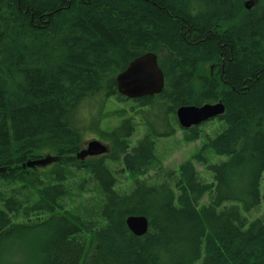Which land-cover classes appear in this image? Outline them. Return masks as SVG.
<instances>
[{
    "label": "trees",
    "instance_id": "trees-1",
    "mask_svg": "<svg viewBox=\"0 0 264 264\" xmlns=\"http://www.w3.org/2000/svg\"><path fill=\"white\" fill-rule=\"evenodd\" d=\"M246 1L0 0V264H264V0ZM146 53L162 92L123 98ZM218 102L213 136L178 126ZM176 130L200 146L162 169ZM91 140L110 154L78 161Z\"/></svg>",
    "mask_w": 264,
    "mask_h": 264
},
{
    "label": "water",
    "instance_id": "water-1",
    "mask_svg": "<svg viewBox=\"0 0 264 264\" xmlns=\"http://www.w3.org/2000/svg\"><path fill=\"white\" fill-rule=\"evenodd\" d=\"M245 6L250 9L252 0L247 1ZM115 81L118 94L129 100L158 95L164 88V75L154 53H146L135 58V60L133 59L124 71L116 76ZM224 112L223 104L218 102L216 104H204L199 107H181L176 111L175 116L181 129L188 130L216 119L222 116ZM109 152L110 150L105 144L97 140H91L86 142L85 147L76 154V159L84 161L87 158L106 156ZM55 161V157L46 156L27 163L26 166L30 168L35 166L44 167ZM125 224L129 232L135 237L144 236L149 226L146 217L133 215L126 218Z\"/></svg>",
    "mask_w": 264,
    "mask_h": 264
},
{
    "label": "rangeland",
    "instance_id": "rangeland-1",
    "mask_svg": "<svg viewBox=\"0 0 264 264\" xmlns=\"http://www.w3.org/2000/svg\"><path fill=\"white\" fill-rule=\"evenodd\" d=\"M204 70H205V72H207V74L212 73L209 66H205ZM160 129H162V128H160ZM218 130H219V124L215 123L214 121L207 122L205 125L199 126V132H203L205 135H207L209 137L213 136L215 134V132H217ZM176 131L177 132H175V134L172 137L159 138V141L156 142L155 152L158 155V157L160 158L159 160L161 162L162 169H166V170L174 169L181 162L187 160L191 154L195 153V151L197 150V147L200 146L199 142H194V143L184 142L182 139L181 131L180 130H176ZM142 135H143V130L140 129L138 134L136 133V135L131 138V142H135V140L139 139L140 136H142ZM86 142H88V141H85L82 143V148L85 147ZM106 146L110 150V147L108 145H106ZM43 155L45 156L46 154L44 153ZM51 155H52V153H51ZM46 156H49V155H46ZM108 164L111 165L110 162H108ZM196 168L202 176H205L204 171L202 170V168L199 165H197ZM150 174L153 175L152 172ZM204 178H207V176H205ZM120 181L122 182L124 187L127 186L128 182H126L122 179Z\"/></svg>",
    "mask_w": 264,
    "mask_h": 264
},
{
    "label": "bare ground",
    "instance_id": "bare-ground-1",
    "mask_svg": "<svg viewBox=\"0 0 264 264\" xmlns=\"http://www.w3.org/2000/svg\"><path fill=\"white\" fill-rule=\"evenodd\" d=\"M249 1V0H248ZM247 2V1H246ZM246 2L244 3V5H246ZM247 9V8H246ZM157 56V55H156ZM158 57V56H157ZM216 104V103H215ZM209 122V121H208ZM204 123H207V122H204ZM204 123H202V124H204ZM202 124H200L199 126H201ZM178 126H179V124H178ZM199 126H196V127H199ZM180 127V126H179ZM181 128V127H180ZM192 128H194V127H192ZM109 154H110V152H109ZM108 154V155H109ZM108 155H106V156H108ZM126 220V219H125ZM148 220V219H147ZM126 225V224H125ZM129 231V230H128ZM133 235V234H132ZM134 236V235H133Z\"/></svg>",
    "mask_w": 264,
    "mask_h": 264
}]
</instances>
